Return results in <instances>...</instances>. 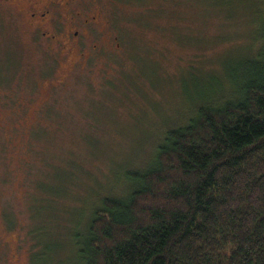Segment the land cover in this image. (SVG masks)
<instances>
[{"label": "rangeland", "instance_id": "374dc122", "mask_svg": "<svg viewBox=\"0 0 264 264\" xmlns=\"http://www.w3.org/2000/svg\"><path fill=\"white\" fill-rule=\"evenodd\" d=\"M89 4L100 24L74 65L0 6V264H40L41 251L45 264H78L70 239L97 194H117L127 168L150 164L160 134L204 88H227L222 67L255 40L257 0Z\"/></svg>", "mask_w": 264, "mask_h": 264}, {"label": "trees", "instance_id": "16d2710c", "mask_svg": "<svg viewBox=\"0 0 264 264\" xmlns=\"http://www.w3.org/2000/svg\"><path fill=\"white\" fill-rule=\"evenodd\" d=\"M256 5L245 60L222 67L228 87L199 92L152 162L127 168L117 194H97L69 238L78 264H264V0Z\"/></svg>", "mask_w": 264, "mask_h": 264}, {"label": "flooded vegetation", "instance_id": "af4514ba", "mask_svg": "<svg viewBox=\"0 0 264 264\" xmlns=\"http://www.w3.org/2000/svg\"><path fill=\"white\" fill-rule=\"evenodd\" d=\"M0 6L7 14L20 17L31 38H43L49 50L66 52L69 65L88 58L90 33L100 24L98 11L91 16L89 0H0ZM76 51L78 58L72 55Z\"/></svg>", "mask_w": 264, "mask_h": 264}]
</instances>
